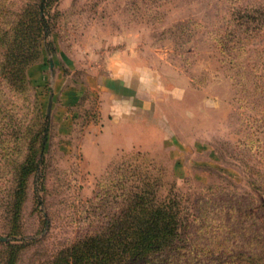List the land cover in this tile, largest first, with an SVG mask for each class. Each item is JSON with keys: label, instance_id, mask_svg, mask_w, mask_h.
Instances as JSON below:
<instances>
[{"label": "rangeland", "instance_id": "rangeland-1", "mask_svg": "<svg viewBox=\"0 0 264 264\" xmlns=\"http://www.w3.org/2000/svg\"><path fill=\"white\" fill-rule=\"evenodd\" d=\"M231 7V0L51 1L53 48L29 69L31 99L39 96L51 130L17 218L12 190L27 142L0 122V238L22 246L18 264L45 262L105 228L120 211L123 173L128 188L148 173L161 199L171 190L181 199L182 235L197 242L170 264H211L202 254L214 236L228 235V224L236 249L251 253L264 241V194L247 180L249 167L264 171V17L245 37L244 88L217 40L236 26ZM24 109L15 125H26ZM199 213L214 216L212 234L202 218L196 232Z\"/></svg>", "mask_w": 264, "mask_h": 264}, {"label": "trees", "instance_id": "trees-1", "mask_svg": "<svg viewBox=\"0 0 264 264\" xmlns=\"http://www.w3.org/2000/svg\"><path fill=\"white\" fill-rule=\"evenodd\" d=\"M51 1L0 0V122L10 121L13 128L11 136L27 142L24 161L15 169L11 203L15 218L25 201L27 182L39 173L45 162L51 130L39 96L36 95L33 101L29 92L32 87L29 69L43 58L45 51L53 48L50 41L53 25L48 19ZM231 2L236 26L227 29L217 40L229 72L235 74L231 79L239 78L238 85L245 88L250 73L245 63V37H248L249 31H253L250 30L251 24L261 25L264 3L260 1L245 5L244 0ZM250 68L251 71H258L256 68L259 67L250 65ZM261 79L262 75L256 76L257 89H262ZM23 108L26 125H15L13 122L19 120L17 114ZM249 168V185L264 194V171ZM138 176L139 185L133 188H128L126 174L118 177L116 197L122 199L120 211L105 228L80 237L39 264H170L171 260L180 263L189 257V247L195 248L197 240H189V235H182L187 225L181 199L173 190L161 199L156 178L148 173ZM110 178L116 179V176ZM36 199L38 203L42 202L39 193ZM205 210L212 212L208 204ZM261 210L264 213V202ZM209 216L207 213L193 216L197 233L201 234L204 223L209 222L210 229L207 227L206 232L212 234L215 218ZM201 218L205 221L203 226L200 225ZM230 226L223 227L228 235H213L211 245L207 247L210 253L206 250L202 255L211 258V264H264L263 239L262 242L253 243L251 253L241 251L231 244L229 236L233 235V231ZM1 244L6 249L0 253V264H18L22 246L6 241Z\"/></svg>", "mask_w": 264, "mask_h": 264}, {"label": "water", "instance_id": "water-1", "mask_svg": "<svg viewBox=\"0 0 264 264\" xmlns=\"http://www.w3.org/2000/svg\"><path fill=\"white\" fill-rule=\"evenodd\" d=\"M51 106H52V100H51V102H50V107H49V112L51 111ZM7 239L6 238H0V242L1 241H6Z\"/></svg>", "mask_w": 264, "mask_h": 264}]
</instances>
